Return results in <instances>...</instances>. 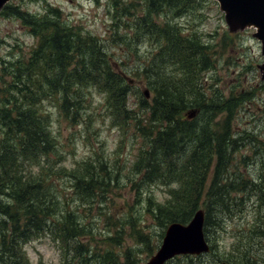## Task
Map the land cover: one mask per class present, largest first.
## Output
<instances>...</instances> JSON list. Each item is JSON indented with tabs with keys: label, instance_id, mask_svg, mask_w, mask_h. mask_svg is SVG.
Here are the masks:
<instances>
[{
	"label": "trees",
	"instance_id": "trees-1",
	"mask_svg": "<svg viewBox=\"0 0 264 264\" xmlns=\"http://www.w3.org/2000/svg\"><path fill=\"white\" fill-rule=\"evenodd\" d=\"M108 2L113 43L130 54L140 53L147 43L155 50L149 64L130 72L147 79L150 93L146 100L136 91L133 107L128 98L134 80L121 70L124 63L112 59L100 39L62 20L57 8L49 7L39 18L11 6L0 12L19 19L37 40L28 59L17 55L0 68V78H10L0 88V264H31L24 246L42 235L60 242L64 259L79 264H138L140 260L128 262L130 248L123 254L112 248L127 232L124 224L130 226L128 237L139 247L149 254L153 250L152 234L136 229L130 212L128 223L125 217L117 221L107 215L108 232L98 238L77 212L87 208L89 213L95 204L109 200L113 188H121L119 164L96 154L72 170L57 167L64 155L43 104L55 102L58 114L73 124L80 119L85 93L91 89L102 96L109 125L120 128L123 135L130 128L133 139L142 143L131 166L139 180L132 184L168 189L163 204L151 194L135 197L143 215L160 225L158 237L169 224L187 225L199 209L204 211V236L210 237L222 216L231 215L229 193L237 186L229 181L235 150L232 147L229 153L235 142L230 128L233 101L242 99L217 89L210 94L203 90L202 73L215 61L210 46L196 32H186L181 23L183 16L195 11L196 1ZM59 180L71 189L69 202L59 192ZM73 202L78 203L74 208ZM236 233L247 249L264 247V214L258 211L248 229ZM211 248L215 250L213 241Z\"/></svg>",
	"mask_w": 264,
	"mask_h": 264
},
{
	"label": "rangeland",
	"instance_id": "rangeland-1",
	"mask_svg": "<svg viewBox=\"0 0 264 264\" xmlns=\"http://www.w3.org/2000/svg\"><path fill=\"white\" fill-rule=\"evenodd\" d=\"M195 1V11L183 16L181 23L186 32H196L201 40L210 46V53L215 61L213 67L202 73L203 90L206 94H210L212 90L217 89L225 96L233 95L242 99L233 101L230 134L235 142L229 146V153L233 148L235 149L230 161L229 181L234 182L237 186L234 190L237 191L229 193V199L232 198L229 203L231 215L222 216L218 225L213 227L215 230L213 229L214 233L211 236H213L215 251L219 254L215 257L217 261L211 260L214 254L212 250L211 255L207 254L200 258L191 257V259L188 258L190 256H179L167 264H190L191 262L227 264L224 259L228 257L229 264H239L240 261L247 260L249 256L245 252L246 241L237 238L236 232L238 229H248L258 211L264 214V57L261 44L254 36V29L231 31L214 0ZM6 6L19 8L24 13L38 18L49 7L57 8L61 12L62 20L80 26L90 35L100 39L101 45L110 57L124 63L121 70L125 72L130 73L136 71L141 65L149 64L155 53L149 43L145 47L142 45L140 53L138 51L131 54L126 48L113 43L109 30L108 0H12L4 7ZM36 44L37 40L31 36L19 19L0 15V68L10 60H14L17 55L20 59H28ZM130 78L134 80V84H132L133 89L129 95L128 104L133 107L138 101L135 92L141 93L148 86L147 79L143 76L132 75ZM9 81V77L0 78V88L3 82ZM85 96L86 107L79 111L81 117L73 124L58 114L55 102L48 100L43 104V110L46 109L50 114L51 128L58 140L59 149L64 155L62 163L57 167L72 170L78 162L94 157L96 154L121 166L117 170L118 185L121 188H113V193L107 195L109 200L95 204L97 207L92 208L89 213L87 208H80L77 212L82 214V217H86V223L95 229L97 238L108 232L106 231L108 229L107 215H112L117 221L125 217L124 220L128 223L126 214L130 212L134 227L142 230L144 235L149 232L152 234L153 250L149 254L147 248L142 249L137 242L129 238L130 226L126 224L122 226L127 232L122 235L120 245L112 248L117 254H123L130 248L128 262L140 260L138 264H145L161 244L162 238L157 234H161L162 229L154 220L143 215L135 202V197L143 196L144 198L151 194L157 204H163L168 197V189L152 183H141L138 187L132 184L133 181L139 180L131 166L142 146L141 141L133 139L130 128H127V133L124 131L126 135H123L120 128L109 125L103 98L98 91L91 89L90 92L85 93ZM242 181L244 182L241 185ZM246 181L249 183L247 184ZM57 184L60 194L64 197L68 196L69 202L72 192L68 184L67 190L61 180ZM261 203L263 205H260ZM76 204L73 202L70 206L74 208ZM86 241L89 242V239L86 238ZM61 246L60 242L53 240L49 235H42L41 238L26 244L24 250L31 264H79L70 259H64ZM134 247L136 251H133ZM96 248H94L95 251L99 250ZM223 251L224 256L221 255ZM248 253L250 257L253 254L249 251Z\"/></svg>",
	"mask_w": 264,
	"mask_h": 264
},
{
	"label": "water",
	"instance_id": "water-1",
	"mask_svg": "<svg viewBox=\"0 0 264 264\" xmlns=\"http://www.w3.org/2000/svg\"><path fill=\"white\" fill-rule=\"evenodd\" d=\"M10 0H0V9ZM225 14V20L231 31L255 27V38L261 42L264 57V0H216ZM264 73V67H263ZM148 90L143 91L147 99ZM188 117H191L189 115ZM204 213L198 210L187 225L170 224L165 230L161 245L145 264H165L177 255H199L207 252L202 227Z\"/></svg>",
	"mask_w": 264,
	"mask_h": 264
},
{
	"label": "flooded vegetation",
	"instance_id": "flooded-vegetation-1",
	"mask_svg": "<svg viewBox=\"0 0 264 264\" xmlns=\"http://www.w3.org/2000/svg\"><path fill=\"white\" fill-rule=\"evenodd\" d=\"M212 237L213 236H210V237H203V239H204V242H205V244H206V246H207V248H208V250H207V252H204V253H201L200 255H198V256H196V258H200L201 256H204V255H207V254H212ZM212 249V250H211ZM248 251L249 252H252L253 254H252V256L250 257V255H249V253H248ZM213 252H214V254H213V256L211 257V260H213V261H217L216 259H215V257H216V251L215 250H213ZM245 252L248 254V258H247V260L250 262V264H264V247H262V248H251V249H246L245 250ZM261 254V255H260ZM259 257H261V258H259ZM176 258V257H175ZM174 258V259H175ZM225 261H228L229 262V257L227 258V259H224ZM245 262H246V260H245ZM217 264H220L219 262H217Z\"/></svg>",
	"mask_w": 264,
	"mask_h": 264
}]
</instances>
